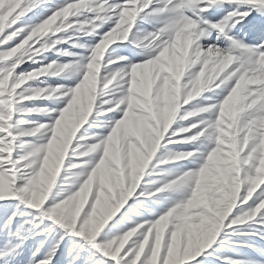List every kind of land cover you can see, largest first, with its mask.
Masks as SVG:
<instances>
[{
  "label": "snow or ice",
  "instance_id": "6c2138e0",
  "mask_svg": "<svg viewBox=\"0 0 264 264\" xmlns=\"http://www.w3.org/2000/svg\"><path fill=\"white\" fill-rule=\"evenodd\" d=\"M0 264H264V0H0Z\"/></svg>",
  "mask_w": 264,
  "mask_h": 264
}]
</instances>
